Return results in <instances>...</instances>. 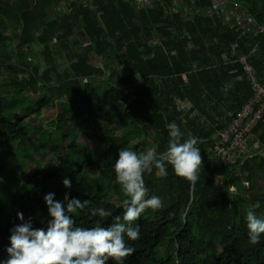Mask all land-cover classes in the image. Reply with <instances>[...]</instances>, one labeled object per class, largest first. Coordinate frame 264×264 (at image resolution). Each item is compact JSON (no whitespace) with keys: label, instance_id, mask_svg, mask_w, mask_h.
Segmentation results:
<instances>
[{"label":"trees","instance_id":"obj_1","mask_svg":"<svg viewBox=\"0 0 264 264\" xmlns=\"http://www.w3.org/2000/svg\"><path fill=\"white\" fill-rule=\"evenodd\" d=\"M61 1L0 0V153L7 150L12 156L16 144L23 142L29 134L31 129L28 130L23 118H18L17 123L11 120L15 115L13 111L28 110L36 118L44 113L55 115L56 136H49V141L58 161L55 167L36 166L30 179L22 185L21 194L14 193L5 200L0 199V260L7 259L5 247L10 229L21 223L17 212H22L25 219L31 217L35 228H47L51 218L43 221L45 215L49 216L43 197L49 192H54L57 200H62L67 192L69 198L88 200L90 207L104 206L114 215H122L121 204L125 196L113 170L118 150L129 148L141 152L135 143L142 142L152 133L157 151H166L169 130L163 121V109L166 110L178 97L190 100L205 115V103L210 108L214 105L209 97H203V92L213 94L223 87L230 74L225 68L210 72L203 67L220 58L221 51L226 50L229 54L243 51L237 35L219 22L209 26L199 20L187 25L190 38L180 40L163 32L162 46L149 48L145 39L151 25L160 16L158 12L138 10L132 2L123 0H102L97 6L100 18L80 3H73L68 14L52 17L53 9ZM232 1L246 7L258 22L264 24V0ZM134 20L137 23H133ZM75 23L82 26L94 42L93 50H76L74 55L78 61L64 74L53 68L40 74L31 65L33 59L42 57L38 54L40 48L36 42L44 46L43 59L55 57L62 60L59 53L66 48ZM7 30L16 35L17 44L14 38L6 35ZM116 32L121 41H126L125 52L112 49L109 39ZM52 41L58 49L51 52ZM26 46L32 50L24 52ZM29 55L32 59L24 62ZM96 58L111 63L109 67L106 63L109 74L93 67L92 61ZM116 63L124 66L122 72L114 70ZM193 68L198 70L192 72ZM230 70L234 71L231 80L234 78V89L240 96L232 91L222 104L233 111L250 96V89L242 79L240 67ZM183 74L187 76L186 82L182 80ZM151 76L168 80L158 85L147 79ZM126 85H135L142 96L130 102L123 92ZM10 88H13L12 92H9ZM29 90L35 91L34 97L30 96ZM56 100L60 102V114H55ZM163 104L166 109L161 108ZM95 122L122 132L115 137L114 149L97 152L89 145L77 142L76 127L87 130ZM178 126L185 139L189 136L200 138L198 147L202 166L199 180L191 185L175 175L170 166L167 176H161L155 168L151 173H145L148 196H159L162 206L157 210L146 209V213L135 222L140 226V239L127 241L135 250L125 258L124 264H264V237L259 244H251L246 224L248 210L264 219V191L243 186L244 182L253 186L258 175L264 178V160L256 155L243 164L239 173L228 168L219 179L215 170L206 166L209 153L203 149V143L208 135L200 123L191 125L190 134H185L182 126ZM255 133L264 143L260 129ZM65 143L68 144V158L80 156L83 162L80 168L64 177L60 170L66 162L62 156ZM15 153L20 155V152ZM85 168L98 171L96 185L85 176ZM4 175V165L0 163V176ZM65 178L71 180V188L63 186ZM231 187L238 192L231 194ZM110 192L118 202L108 201ZM75 219L78 226L93 227L98 218L91 217L89 210L85 209L78 212Z\"/></svg>","mask_w":264,"mask_h":264},{"label":"built area","instance_id":"obj_2","mask_svg":"<svg viewBox=\"0 0 264 264\" xmlns=\"http://www.w3.org/2000/svg\"><path fill=\"white\" fill-rule=\"evenodd\" d=\"M101 1L63 0L55 7V9L57 8L56 14L66 15L73 3H80L84 8L91 10L95 17L100 18L101 12L97 6ZM123 1H133L143 10L159 13L157 22L151 25L149 36L145 39V44L150 48L162 45L161 33L163 32L180 40L190 38L187 25L198 20L211 26L219 22L225 29L237 35L242 43L243 51H233L229 54L226 50H219L223 53L221 57L217 62L206 67V70L228 69L230 78L223 87L214 92L215 94L204 92V97L208 96L214 101L218 98L226 101L230 89L235 84L234 78L231 80V74L234 71L230 68L236 66L241 68L242 79L249 86L250 96L241 105L234 103L236 107L233 111L225 106L226 108L216 111L217 113L212 112L209 118L203 115L198 106L192 102L175 97L171 106L175 113L171 110L164 113L166 128L169 130V124H173V119L177 115L176 112H178L177 119H181L179 124L182 125L185 133L191 132V125L194 122H199L204 133L208 135L207 141L203 144L204 150L215 155L234 172H239L243 164L255 155L260 154L264 158V143L261 142V137L255 133L257 129H260V134H264V24L258 22L246 7L232 0ZM69 38L70 45L73 47L72 51L93 50L91 48L94 47V42L79 24L73 25ZM119 40L121 41L120 34L116 32L109 39L110 43L113 44L112 49L119 45L121 53L125 52L126 41L122 40L119 43ZM77 61V58L73 57L67 62L54 63L38 57L31 61V65L42 74L50 68L65 71ZM254 62H259L258 68ZM92 65L96 70L108 74L104 60L96 58L92 61ZM114 70L122 72L124 66L121 64L114 65ZM181 77L183 82L187 81L186 74ZM147 79L158 85L166 80L161 76H151ZM138 90L135 85H126L123 88V92L130 102L137 101L142 96ZM245 184L248 186V183Z\"/></svg>","mask_w":264,"mask_h":264},{"label":"clouds","instance_id":"obj_3","mask_svg":"<svg viewBox=\"0 0 264 264\" xmlns=\"http://www.w3.org/2000/svg\"><path fill=\"white\" fill-rule=\"evenodd\" d=\"M167 150L158 152L157 147L147 152L129 148L118 150L113 170L115 180L121 186L125 199L122 215H114L104 206L90 207L88 200L69 198L66 192L62 200L49 192L43 200L49 217L47 228H35L32 218L25 219L17 212L21 223L10 229L7 259L0 264H124L125 258L135 250L127 241L140 239V226L135 223L146 209L157 210L162 206L159 196H148L144 175L157 169L161 176L168 175L169 166L175 175L192 185L199 180L202 166L201 142L197 136L183 137L178 125L170 124ZM65 188L72 182L65 178ZM88 209L91 217H97L93 227L77 225L75 215ZM109 218H111L109 222ZM249 242L259 244L264 237V219L252 210L246 212Z\"/></svg>","mask_w":264,"mask_h":264},{"label":"rangeland","instance_id":"obj_4","mask_svg":"<svg viewBox=\"0 0 264 264\" xmlns=\"http://www.w3.org/2000/svg\"><path fill=\"white\" fill-rule=\"evenodd\" d=\"M56 9L54 8V11H52L53 16L52 15L51 16L57 18V16L62 15V14H56L57 12ZM6 35L14 38L13 41L15 44L18 43V38H16V35L13 32H10L9 30H7ZM67 43H66L67 44L66 48L61 49V51L59 50L60 53L56 52V53L61 54L62 55L61 58L63 59L59 60L55 57H51L50 58L51 62H54V63H59L60 61L67 62V60H69L70 58L75 57L74 51H72L73 47L70 45V38L67 39ZM36 45L39 46L40 48V52L38 54H40L43 58V50H44L43 47L44 46L41 44H38L37 42H36ZM50 45L51 47H53L50 49L51 52L55 51V49H58L57 44L55 42L53 41L50 42ZM23 50L25 52L27 50L30 51L32 49L29 46H26L23 48ZM108 52L111 53V51H108ZM105 56L107 55H104V57ZM31 59L32 58L30 55L26 56L24 59V62L28 63ZM106 63L108 64L107 65L108 67L111 64L109 62H106ZM58 71L59 73L64 74V70H58ZM109 73L110 71L108 70V74ZM99 85H101V83H99ZM12 91H13V88H10L9 92H12ZM29 93L31 97H34L35 95L34 90H29ZM205 104L207 105L206 106L207 111H206L205 116L208 118L210 117L212 112L217 113L216 111L218 110V108L220 109L226 108L223 104L221 103L219 104L217 102H213L212 105L214 106L211 108L208 106L207 103ZM55 106H56L55 114H60L62 110H61L60 102L58 100H56ZM28 107H31V106L29 105ZM13 114L15 115L11 119L12 122L17 123L18 118H23L25 120L24 122L28 126V130L29 128L31 130L29 131V134L27 135V137L25 138L23 142L16 144V146L14 147V152L12 156L8 154L7 150H3L0 153V163H3L5 175L7 176V178L5 177V175L0 176V199L1 200H5L9 198L14 193L21 194L23 192L22 185L30 179L32 172L36 166L55 167L58 164L57 158L51 149L52 143L51 141H49V138H50L49 136H52V138H55L56 136L55 129L53 126L55 115H52V114L48 115L44 113L40 117L36 118L34 115L30 114L28 110H23V111L16 110V111H13ZM179 121H181V119H177L175 115V119H173V124L179 125ZM76 131L78 134L77 142L79 144L89 145L93 150L97 152L114 149L116 147L115 137L122 134L121 131L114 129L105 123H100V122L92 123L90 128L87 130L83 129L80 126L76 127ZM191 133H192V130H191ZM185 134H190V133H185ZM135 144L139 145L141 152H147L149 149L155 146L156 142H155L153 134L150 133V135L147 136L144 140H142V142L138 141ZM67 146L68 144L65 143L63 150H62V156L65 158L66 162L61 166V170H60L61 175H63L64 177L67 174H69L71 171H75L76 169L80 168L83 162V159L80 156L78 157L71 156L68 158ZM15 152H18V153L20 152V155H16ZM257 156L261 157L260 154ZM261 158L264 160L263 157ZM206 163L208 164L206 165L208 168H213L215 170L216 172L215 174L217 175L219 179H221L222 174H224L226 170H228L229 168L226 165H224L213 154H207ZM83 172L85 176L88 179H90L94 185H96L95 180L98 176V171L93 168L91 169L85 168ZM236 173H239V172H236ZM245 183L247 182H244L243 186L247 189L251 188V190H255L258 192L264 191V178L259 175L254 179L253 186L252 185L247 186ZM13 186H16V188L12 189ZM229 192L231 194H235L236 192H238V189H236L235 187H231L229 189ZM108 196H109L108 198L109 202L119 201L111 192L108 194ZM144 213H146V211ZM48 218L49 216L45 215L43 217V221L47 220ZM217 247L220 249L219 246Z\"/></svg>","mask_w":264,"mask_h":264},{"label":"crops","instance_id":"obj_5","mask_svg":"<svg viewBox=\"0 0 264 264\" xmlns=\"http://www.w3.org/2000/svg\"><path fill=\"white\" fill-rule=\"evenodd\" d=\"M132 3H133V5H135L136 6V8H138V10H143V9H141V7L139 6V5H137L135 2H133V1H131ZM137 23V20H134L133 21V23ZM206 25H209V24H206ZM210 26V25H209ZM169 35V34H168ZM170 36V35H169ZM165 36L164 35H162L161 36V39L162 38H164ZM172 37H174V36H172ZM161 43H162V40H161ZM242 44V43H241ZM212 45H214V43H212ZM118 46V45H117ZM162 46V45H161ZM160 46H158V47H154V48H159ZM150 48V47H149ZM243 48V47H242ZM114 49V51H117L118 53H121V51L119 50V47H114L113 48ZM118 49V50H117ZM165 50L166 51H168L166 48H165ZM218 59H219V57H218ZM217 58L216 59H214V60H212V61H210V63H208L205 67H203V69L204 70H206V67L207 66H210V65H212V64H214L215 62H217V60H218ZM117 65H118V63H116ZM254 64L256 65V66H258L259 65V62H254ZM122 65V64H121ZM194 69V68H193ZM196 69V68H195ZM220 69H223V68H217V69H212V70H206V71H210V72H212V71H218V70H220ZM198 69H196L195 71L194 70H192V72L194 71V72H196ZM157 77H159V76H157ZM164 78H166V77H164ZM168 80V78H166V80H165V82ZM227 82V81H226ZM245 82V81H244ZM245 84L246 85H248L247 84V82H245ZM233 87H235V84L232 86V89H230V92H235L237 95H239L240 96V94H239V91H235V89L233 88ZM204 92H208V91H204ZM204 92H203V97H204ZM229 92V93H230ZM208 93H210V92H208ZM211 94V93H210ZM229 97V94H228V96L226 97V98H228ZM205 98H208V96L207 97H205ZM210 98V97H209ZM216 98H218V97H216ZM211 99V98H210ZM212 100V99H211ZM189 102H191L190 100H188ZM222 101L223 100H220L219 98H218V100H213V102H217V103H221L222 104ZM226 101H227V99H226ZM244 103V102H243ZM172 106V105H171ZM171 106H169L167 109H166V107H165V105L163 104L162 105V107L161 108H165L166 110H164L163 109V111H162V117H163V121H164V123H165V125H166V122H165V112L167 111V110H171V111H173V108H171ZM225 106V105H224ZM227 107V106H226ZM206 110H207V108H206ZM218 110H220V108H218ZM217 110V111H218ZM168 112V111H167ZM174 113H175V111H173ZM176 118H177V116H178V112H176ZM174 115V114H173Z\"/></svg>","mask_w":264,"mask_h":264}]
</instances>
